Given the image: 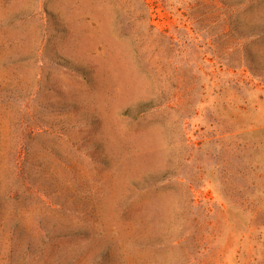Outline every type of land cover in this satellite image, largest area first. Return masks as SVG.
Wrapping results in <instances>:
<instances>
[{
	"label": "rangeland",
	"instance_id": "374dc122",
	"mask_svg": "<svg viewBox=\"0 0 264 264\" xmlns=\"http://www.w3.org/2000/svg\"><path fill=\"white\" fill-rule=\"evenodd\" d=\"M256 161L264 0H0V264H177L192 196L235 264Z\"/></svg>",
	"mask_w": 264,
	"mask_h": 264
},
{
	"label": "trees",
	"instance_id": "16d2710c",
	"mask_svg": "<svg viewBox=\"0 0 264 264\" xmlns=\"http://www.w3.org/2000/svg\"><path fill=\"white\" fill-rule=\"evenodd\" d=\"M245 152L252 151L248 145H244L241 149ZM256 152V151H255ZM259 157V155L257 156ZM256 167L247 169L248 174L253 175V178L242 179L234 185L236 190L235 197L231 199V204L238 211L236 237L238 245L235 248V264H264V167L256 161ZM243 170L241 173H243ZM191 190V188H189ZM201 206V205H200ZM199 204L195 196L187 199L184 203V210L189 211L190 219L184 230L174 237L171 247L175 250H180L183 253L182 259L177 264H225V253L220 245H217V235L222 231L221 225L227 222L225 213L227 208L224 204L221 205L222 220L218 223L204 221L202 217H197L193 214V210L198 209ZM205 211L211 212V204L208 206L202 205ZM145 205L140 199V196H133L126 200L124 210L130 212L132 210H144ZM244 217H247L245 219ZM240 225L247 227V231L241 229ZM263 228V232L257 244L253 247L252 252L242 254V248L245 239L251 234L253 228ZM212 229V233L209 230ZM138 264H164V263H149L148 261H140Z\"/></svg>",
	"mask_w": 264,
	"mask_h": 264
}]
</instances>
